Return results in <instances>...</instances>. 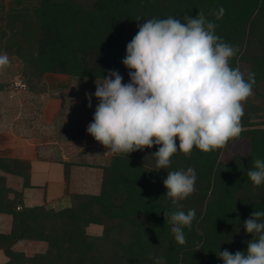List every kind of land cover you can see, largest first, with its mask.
Masks as SVG:
<instances>
[{
  "label": "trees",
  "instance_id": "1",
  "mask_svg": "<svg viewBox=\"0 0 264 264\" xmlns=\"http://www.w3.org/2000/svg\"><path fill=\"white\" fill-rule=\"evenodd\" d=\"M199 13L238 50L230 65L246 80L254 74L243 131L232 140H248V154L223 161L227 146L209 153L194 147L190 155L174 154L166 170L157 169L151 156L158 146L129 156L111 154L105 165L61 161L71 205L59 210L25 206L24 193L9 187L7 176L33 188L31 164L0 156V214L12 217L10 232L0 233L5 264H155L150 256L166 264H223L219 251L246 252L253 237L244 221L264 211V184L254 186L247 176L254 160H264V0H0V54L23 64L30 91L43 86L47 75L102 81L108 71H118L128 83L122 61L139 25L169 16L184 22ZM73 166L102 169L99 194L71 192ZM189 167L197 177L195 192L180 204L185 213L195 209L196 218L184 229L187 243L179 245L166 224L164 213L176 206L164 197L163 181L167 171ZM91 226L102 227V233L91 235ZM21 242L43 243L46 249L27 255L15 250Z\"/></svg>",
  "mask_w": 264,
  "mask_h": 264
},
{
  "label": "clouds",
  "instance_id": "2",
  "mask_svg": "<svg viewBox=\"0 0 264 264\" xmlns=\"http://www.w3.org/2000/svg\"><path fill=\"white\" fill-rule=\"evenodd\" d=\"M216 25L199 13L181 19L169 16L151 18L139 25L137 34L126 46L124 66L130 82L124 83L118 71H108L96 81L99 101L87 132L107 153L124 154L151 149L156 168L166 170L174 154L190 155L194 149L209 153L225 148L242 131L243 102L252 95L254 74L248 80L230 61L238 51L216 35ZM10 64L0 54V68ZM91 94H88L91 107ZM177 139L179 141L177 145ZM247 176L254 186L264 184V160L253 161ZM196 173L167 171L166 195L176 206L165 212L166 224L179 245L187 243L185 228H191L195 209L187 213L181 201L195 192ZM264 211H254L244 221L252 240L247 250L219 251L223 264H264ZM155 264L163 258L149 257Z\"/></svg>",
  "mask_w": 264,
  "mask_h": 264
},
{
  "label": "rangeland",
  "instance_id": "3",
  "mask_svg": "<svg viewBox=\"0 0 264 264\" xmlns=\"http://www.w3.org/2000/svg\"><path fill=\"white\" fill-rule=\"evenodd\" d=\"M22 71L23 64L13 58L10 59L9 65L0 68V85H5V88L0 90V155L9 156L5 149L10 151L11 156L18 155L19 149L12 151L10 147L24 146L25 143L34 156H43L49 160L35 161L33 182L48 189V196L52 198L47 204L49 208H66L71 205V200L63 195L64 167L54 162L105 165L110 161L111 154L107 153L108 149L87 132L99 104L95 97L96 81L66 75H47L43 86L30 91L23 80ZM88 94L92 97L91 107ZM242 106L244 108L245 102ZM250 149L251 143L248 140L232 141L227 145L221 159L229 161L234 153L245 155ZM88 167L96 169L92 173H97V177L92 179L96 181V187H99L98 176L102 169ZM12 179L17 185L21 182L19 178ZM46 189L33 188L35 200H31L30 204H44ZM89 233L99 235L102 233V227L91 226ZM25 248L30 254L34 251L33 247Z\"/></svg>",
  "mask_w": 264,
  "mask_h": 264
},
{
  "label": "crops",
  "instance_id": "4",
  "mask_svg": "<svg viewBox=\"0 0 264 264\" xmlns=\"http://www.w3.org/2000/svg\"><path fill=\"white\" fill-rule=\"evenodd\" d=\"M25 142L27 143L28 141L25 140ZM27 146L28 145L24 143V146L17 145V146L10 147L12 151L15 148L19 149L18 151L20 152V154H18V155H12L11 156L10 151H8V149L7 150L5 149V151H7V152H5V151H3V152L8 153L9 154L8 157H12V158L15 157V158L20 159V160L29 161L31 164V185L33 186V188L39 187V188L46 189V187L38 186L33 182L34 165H35V161L39 162V161H49V160H46L45 157H43V156H40V157L36 156V155L34 156L33 151L28 150ZM0 156H3V155H0ZM54 163L55 164L59 163V164H61V166L64 167V165L61 163V161H57ZM92 171H96V169L90 168L88 166H73L72 173H71V192L72 193L93 194V195H97L100 193L101 181H102L101 174L102 173L100 174V176H98V178L100 179L99 180L100 181L99 187H96V185H95L96 181H94L92 178L95 179V177H97L96 176L97 173L96 174L94 172L92 173ZM63 175H64V170H63ZM12 178H17V177L10 176V175L7 176L9 187H11L13 190H15L17 192H23L24 193L25 206L34 207L32 204H30L31 200L32 201L35 200V195L32 193L33 188H24L23 187V181L20 178L19 179L21 180V182L18 183L19 185H17V182L14 181ZM63 181H64V179H63ZM47 190L48 189H46L45 195L43 198V202L46 206L48 203H50L52 201V198L50 196H48ZM63 195H65L66 197L69 198V196H67L65 194V191H64V182H63ZM35 206H39V205H35ZM11 227H12V217L10 215L0 214V233H2V234L3 233H9L11 230ZM27 246L33 247L32 249H34V251L31 252L32 254H30L28 249L25 248ZM45 249H46V245L43 243L21 242L15 246V250L23 251L27 255H31V256L38 254V253H42L45 251ZM6 262H8V258L5 256V254L2 251H0V264H5Z\"/></svg>",
  "mask_w": 264,
  "mask_h": 264
},
{
  "label": "built area",
  "instance_id": "5",
  "mask_svg": "<svg viewBox=\"0 0 264 264\" xmlns=\"http://www.w3.org/2000/svg\"><path fill=\"white\" fill-rule=\"evenodd\" d=\"M17 209H18V210H21V207H18Z\"/></svg>",
  "mask_w": 264,
  "mask_h": 264
}]
</instances>
